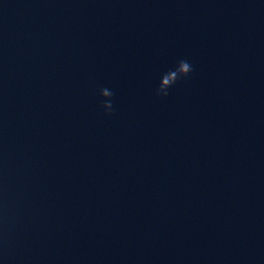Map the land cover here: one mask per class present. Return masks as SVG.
<instances>
[{
	"label": "water",
	"instance_id": "obj_1",
	"mask_svg": "<svg viewBox=\"0 0 264 264\" xmlns=\"http://www.w3.org/2000/svg\"><path fill=\"white\" fill-rule=\"evenodd\" d=\"M0 264H264V0H0Z\"/></svg>",
	"mask_w": 264,
	"mask_h": 264
},
{
	"label": "clouds",
	"instance_id": "obj_2",
	"mask_svg": "<svg viewBox=\"0 0 264 264\" xmlns=\"http://www.w3.org/2000/svg\"><path fill=\"white\" fill-rule=\"evenodd\" d=\"M192 71V66L187 60H179L173 69H170L161 76L156 94L166 97L169 94L168 89L181 78L187 77ZM113 95L114 93L109 88L105 87L99 90V96L103 101L101 107L105 115H112L114 112L113 101L111 99Z\"/></svg>",
	"mask_w": 264,
	"mask_h": 264
}]
</instances>
